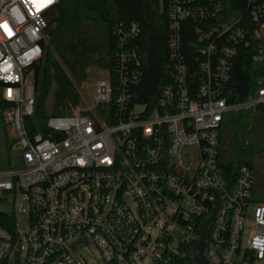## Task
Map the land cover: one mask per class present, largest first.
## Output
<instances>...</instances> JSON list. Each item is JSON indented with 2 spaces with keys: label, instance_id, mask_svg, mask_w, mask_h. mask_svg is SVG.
<instances>
[{
  "label": "built area",
  "instance_id": "2783aa9c",
  "mask_svg": "<svg viewBox=\"0 0 264 264\" xmlns=\"http://www.w3.org/2000/svg\"><path fill=\"white\" fill-rule=\"evenodd\" d=\"M58 1L0 0V82L11 103L0 126L8 150L21 152L18 166L0 167V264H89L74 254L91 241L100 264H197L201 225L213 215L208 264H264L255 173L243 167L232 182L219 159L225 114L264 108V74L245 94L237 88L242 99L230 84L241 45L256 39L254 60L264 68V0H249L236 20L222 0H160L169 60L154 102L139 98L141 26L122 23L115 73L103 71L89 101L65 106L45 120L46 131L33 132L34 66ZM190 21L198 41L187 45Z\"/></svg>",
  "mask_w": 264,
  "mask_h": 264
},
{
  "label": "trees",
  "instance_id": "16d2710c",
  "mask_svg": "<svg viewBox=\"0 0 264 264\" xmlns=\"http://www.w3.org/2000/svg\"><path fill=\"white\" fill-rule=\"evenodd\" d=\"M226 14L236 20L249 11V0H222ZM138 22L141 32L135 40L143 49L144 76L139 88L141 101L154 102L167 82L168 18L160 0H59L48 13V26L43 41L44 53L34 66L36 114L28 120L31 131L47 130L45 120L50 115L64 113L65 106L81 102L77 85L88 78L89 68L115 73L120 37V24ZM193 22L185 24L183 41L197 42ZM257 40L241 45L234 57L230 84L237 95L239 85L250 89L264 68L254 60ZM56 85L52 111L48 100ZM53 87V88H52ZM11 103L2 96L0 111ZM248 111L225 114L219 130V159L225 176L234 182L243 167L255 173V196L264 201V108L259 107L247 118ZM38 123V127L35 124ZM6 123V122H5ZM7 124V123H6ZM6 132H9L6 125Z\"/></svg>",
  "mask_w": 264,
  "mask_h": 264
},
{
  "label": "rangeland",
  "instance_id": "374dc122",
  "mask_svg": "<svg viewBox=\"0 0 264 264\" xmlns=\"http://www.w3.org/2000/svg\"><path fill=\"white\" fill-rule=\"evenodd\" d=\"M102 70H98L95 68H89L88 78L85 80L82 84L77 85L80 93H81V101L87 100L89 101L94 93V83L98 76L103 75ZM33 74V72L31 73ZM53 88V87H52ZM55 91H56V85L52 89V92L50 94L49 100H48V110L52 111L53 108V101L55 98ZM252 114L248 112L247 118H251ZM2 123V119L0 118V125ZM1 130V151H0V167H9V166H18L21 163V152L18 148L12 149L11 151L8 150V148L5 145L4 138L2 135L3 128L0 126ZM22 204L25 206V203L23 201H18L17 207ZM6 210H9V207H5ZM16 215L17 220L22 223L25 220V216L22 213L21 210L16 209ZM22 225V224H21ZM75 257L82 260L85 258L86 262L89 264H100V253L93 241H91V244H80L78 246L77 251L75 252ZM24 258V252H21V259ZM13 262H14V256H13ZM85 264V263H84Z\"/></svg>",
  "mask_w": 264,
  "mask_h": 264
},
{
  "label": "water",
  "instance_id": "95a60500",
  "mask_svg": "<svg viewBox=\"0 0 264 264\" xmlns=\"http://www.w3.org/2000/svg\"><path fill=\"white\" fill-rule=\"evenodd\" d=\"M238 91L241 95L245 94L246 92V86L245 85H239L238 86ZM215 215H213L211 218L206 220L202 225H201V237L198 240V242L195 244L194 247V260L197 264H208L206 261V258L204 256V248L209 242V234L206 230V225L214 219ZM73 248H75V245H73Z\"/></svg>",
  "mask_w": 264,
  "mask_h": 264
}]
</instances>
